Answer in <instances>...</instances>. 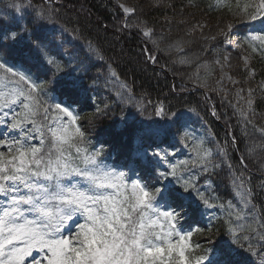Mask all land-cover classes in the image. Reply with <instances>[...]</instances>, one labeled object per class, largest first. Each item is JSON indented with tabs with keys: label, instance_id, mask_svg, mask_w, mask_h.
Returning a JSON list of instances; mask_svg holds the SVG:
<instances>
[{
	"label": "snow or ice",
	"instance_id": "obj_1",
	"mask_svg": "<svg viewBox=\"0 0 264 264\" xmlns=\"http://www.w3.org/2000/svg\"><path fill=\"white\" fill-rule=\"evenodd\" d=\"M152 2L159 6L164 0ZM189 4L196 6L193 0ZM55 5L56 0H46L40 8L30 0L27 4L10 0L0 7V69L4 70L0 73V125L7 129L0 132V264H248V257L257 255L250 236L255 234L264 241V211L255 203L257 194L246 175L245 155L238 157L235 167L230 162L228 148L238 150L237 137L230 135L216 151L207 147L208 141L192 138L194 156L178 164L170 163V154L162 148L152 153L138 149L137 163L152 165L155 183L129 180L128 173L120 169H132V164L108 163L104 143L90 145L75 108L90 99L87 92L96 86L97 79H91L90 85L86 79L90 70L103 64L106 80L120 79L119 64L106 58L103 47L93 44L78 22L71 29L61 23ZM119 7L125 18L117 31L135 29L156 51H163L159 47L163 35L156 39L155 28L139 19L138 8ZM216 8L226 12L215 25V35L206 34V30L212 31L206 21L192 25L185 35L198 33L205 41L222 37V44L243 47L249 52L241 57L243 67L254 75L252 58H264V0H217ZM133 16L137 17L134 24L129 23ZM245 29L240 42L232 39L236 31ZM189 42L182 38L168 49L183 52ZM213 51L217 58L212 64L221 73L216 83L224 79L238 83L224 71L233 67L229 55L220 49ZM198 60L179 58L178 62L195 63L199 69ZM146 61L155 64L157 56L147 54ZM41 73L50 78L41 79ZM196 75L199 78V72ZM121 83L125 91L117 92L113 103L131 104L143 114L146 107L137 101L134 83L126 77ZM52 85L66 86L68 91L57 97ZM253 91L247 90V100L240 95L243 88L236 93V112L245 128L242 136L249 135L247 126L252 125L261 137V143L246 145L249 157L257 149L264 152V127L251 119L255 115ZM109 110V104L97 106L93 115L104 116ZM211 114L219 118L214 106ZM155 115L174 124L185 118L183 112L173 111L163 102L155 108ZM158 134V128L149 127L140 131L138 140L142 143ZM184 136L189 133L185 131ZM165 164L167 168L160 170ZM223 166L233 174L236 191L233 200L217 205L210 201L219 197H206L197 185L202 178L210 182ZM193 168L199 173H192ZM214 207L225 209L228 239L213 241L216 233L209 230L208 247L199 242L193 245V231H183L182 223L188 217H202ZM195 231L203 234L205 229ZM260 254L264 264V245Z\"/></svg>",
	"mask_w": 264,
	"mask_h": 264
},
{
	"label": "trees",
	"instance_id": "obj_2",
	"mask_svg": "<svg viewBox=\"0 0 264 264\" xmlns=\"http://www.w3.org/2000/svg\"><path fill=\"white\" fill-rule=\"evenodd\" d=\"M9 2L10 0H0V7ZM24 2L27 4L29 0ZM30 2L34 7L40 8L44 6L46 0H30ZM193 2L195 7L189 4V0H164L159 6L154 5L152 0H56L55 7L59 9L60 22L66 24L69 29L78 22V27L83 29L84 35L92 40L93 44L98 42L103 47L107 54L106 58H112L119 64L118 71L121 73L120 79L106 80L107 74L103 64L90 70L86 79L89 85L91 79H97L96 86L87 92L90 99L75 105L81 116V127L86 132L91 146L104 143L108 163L131 162L134 177L142 180L151 179L152 183H155L154 174L151 173L152 165L146 161L137 163L138 149L152 153L156 148H162L170 154L169 162L178 164L181 161H190L194 156L192 138L208 141L207 147L216 151L217 145L224 146L229 136L235 135L238 150H233L229 146L230 162L235 167L238 157L245 155L248 165L246 175L251 177V186L257 194L255 203L261 211H264V204L261 203L264 201V167H262L264 152L257 149L253 157L245 153L246 145L253 141L257 144L261 143V137L259 133L253 131L252 125L247 126L249 135L242 136V131L245 130L244 123L240 122L239 114L236 112L237 90L243 88L244 92L240 95L247 100L249 98L247 90L253 89L251 98L254 100L252 108L255 115L251 116V119L253 124L264 127V58L259 55L252 58L250 68L254 70V75L250 76L248 70L243 67L241 59L242 56L249 55L243 47L222 44V37H217L216 41H205L198 33L186 36L187 30L201 21H206L212 29L211 33H207L206 30V34L215 35V25L225 18L226 10L223 8L217 10V0H193ZM120 4L136 6L139 19L148 21L150 26L155 28L156 39L163 35L164 42L159 45L163 51H156L153 45L135 29L131 32L117 31V27L125 18V14L119 7ZM181 12L183 15H180ZM179 20H187L189 23L177 24L176 21ZM136 22V16L129 18V23ZM246 31L247 29L236 31L232 39L240 42ZM182 38L190 41L185 45L184 51L170 52L168 45ZM67 46L70 47V45ZM213 49H220L229 55L233 67L232 70L225 68L224 71L229 72V75L238 83L232 84L228 79H224L220 84L216 83L221 73L212 64V61L217 58ZM147 54L157 56V63L147 62ZM179 58L190 60L199 58L197 62L202 66L198 69L195 63L181 64L178 62ZM205 60L208 64H204ZM221 62L223 63L222 58ZM3 71L0 69V73ZM197 72H199V78H197ZM125 77L130 84L134 83L136 99L146 107L143 114L131 104L113 103L117 100V92L125 91L121 83ZM40 78L50 77L41 73ZM220 88L224 91L221 92ZM52 89H54L52 94L57 97H60L62 92L68 91L66 86L52 85ZM213 89L217 90L213 91ZM244 100H239V104L246 108ZM160 102L173 111L183 112L185 118L179 124H174L164 117L155 115V108ZM105 104L110 105L107 115H93L97 106L103 108ZM213 106L219 118L212 116ZM192 109H195V112L191 111ZM149 126L160 127L164 134L146 138L141 143L138 140V134ZM6 130L3 125H0V132ZM185 131L189 133L188 137L184 136ZM216 159L217 162L220 161L219 157ZM166 168L165 164L160 170ZM191 171L199 173L198 168H193ZM129 172L130 170L127 172L128 178ZM232 179L233 174L226 166H223L212 174L210 182L202 178L197 186L206 197H219L210 201L219 205L233 200L236 189L232 185ZM161 183H167V181ZM227 218L225 209L214 207L206 210L202 217L186 218L181 227L183 231H193V245L199 242L202 247H208L209 230L216 233L212 237L213 241L228 239L225 223ZM193 219L196 220L195 223ZM241 223L243 224L244 221ZM197 228L205 229L204 233L196 232ZM250 241L253 248L257 250V255L248 257V264H261L260 252L264 241H260L255 234L250 236Z\"/></svg>",
	"mask_w": 264,
	"mask_h": 264
}]
</instances>
